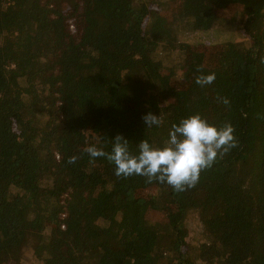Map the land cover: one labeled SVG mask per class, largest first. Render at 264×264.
<instances>
[{
    "label": "trees",
    "instance_id": "16d2710c",
    "mask_svg": "<svg viewBox=\"0 0 264 264\" xmlns=\"http://www.w3.org/2000/svg\"><path fill=\"white\" fill-rule=\"evenodd\" d=\"M182 2L0 0V264L33 239V264H264V0ZM212 29L246 38L226 66L180 39ZM196 113L239 146L186 191L85 151L163 146Z\"/></svg>",
    "mask_w": 264,
    "mask_h": 264
},
{
    "label": "clouds",
    "instance_id": "9594fccd",
    "mask_svg": "<svg viewBox=\"0 0 264 264\" xmlns=\"http://www.w3.org/2000/svg\"><path fill=\"white\" fill-rule=\"evenodd\" d=\"M198 71L201 74L195 79L197 85L204 87L214 83L215 73L204 74L202 66ZM218 99L229 103L226 98ZM143 120L148 127L162 123L160 116L152 113L146 114ZM238 146L239 140L230 122L218 127L196 113L172 124L163 146H152L143 139L137 146L138 154H132L128 141L117 135L110 153L95 145L86 147L85 151L93 159L106 157L115 165L117 177L143 176L148 183H166L176 192H183L195 187L201 172L210 169L218 157L222 158ZM70 162H75V157Z\"/></svg>",
    "mask_w": 264,
    "mask_h": 264
},
{
    "label": "rangeland",
    "instance_id": "374dc122",
    "mask_svg": "<svg viewBox=\"0 0 264 264\" xmlns=\"http://www.w3.org/2000/svg\"><path fill=\"white\" fill-rule=\"evenodd\" d=\"M168 4L178 9L183 10L182 0H167ZM223 14H225V11ZM180 39L192 45L195 50H202L205 53L206 64L209 66H226L228 65L227 55L230 51L228 44L234 42L243 44L246 42L244 33L241 30L237 31H224L219 29H212L207 31L187 32L180 34ZM261 211V210H260ZM262 214V211H261ZM148 217L156 220L159 225H163L165 217L157 210H150ZM197 220V218H196ZM195 218L188 219L189 225L197 227ZM194 236V235H193ZM197 235H195L196 237ZM33 240H30L22 248L23 261L26 264H33L36 260L33 247ZM197 247V244H194ZM195 250V249H194ZM196 252V250H195Z\"/></svg>",
    "mask_w": 264,
    "mask_h": 264
}]
</instances>
